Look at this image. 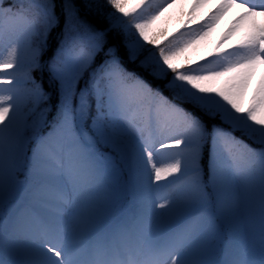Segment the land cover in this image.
<instances>
[{
	"label": "snow or ice",
	"instance_id": "obj_1",
	"mask_svg": "<svg viewBox=\"0 0 264 264\" xmlns=\"http://www.w3.org/2000/svg\"><path fill=\"white\" fill-rule=\"evenodd\" d=\"M167 3L143 16L126 0H0V264H264V80L241 106L264 64V0H221L162 46L148 30ZM232 7L220 43L238 46L182 66Z\"/></svg>",
	"mask_w": 264,
	"mask_h": 264
},
{
	"label": "rangeland",
	"instance_id": "obj_2",
	"mask_svg": "<svg viewBox=\"0 0 264 264\" xmlns=\"http://www.w3.org/2000/svg\"><path fill=\"white\" fill-rule=\"evenodd\" d=\"M164 3V0H126V8L129 10L136 9L139 11L144 5L148 7L144 8L143 16L152 14L155 6H159ZM221 0H168L167 5L164 10L152 21L148 34L151 37L161 36V41L170 40L173 36H179L181 32H186L187 29L194 27L195 24L213 23V21L208 18L215 13ZM241 9L232 7L226 11L219 20L215 22L214 27L209 32L203 40L199 41L194 50H190L186 53L188 60L181 58L179 63L184 66L190 64L191 66L199 65L201 67H209L216 63L217 46L219 45L220 52L229 51L233 47H237V41L235 39L229 41H224L223 37L226 35L228 30L233 27L236 23ZM195 17V21L191 22L189 17ZM104 23L107 24L105 20L100 18ZM257 23L264 25V17H257ZM11 45H5L0 43V60L8 58ZM264 76V64L257 65L251 72L250 79L248 80L246 86L243 89V95L241 99L244 101V108H247L252 100L253 95L258 90L261 82V78ZM6 86L0 84V88H5ZM155 128V125H153ZM168 143L167 140L163 141ZM156 149H159V144L155 145ZM175 151V148L164 149L162 151L156 152V162L157 166L162 169L167 168V166L174 161L170 158L171 153ZM206 160V172L208 167L207 157ZM202 162V159H201ZM206 177V175H205ZM169 177L162 173L161 184H166ZM167 191V190H164ZM163 194V193H161ZM130 202V197L126 195L125 200L120 201V207L127 210ZM164 203L163 200L159 201ZM253 243V248L255 251L256 258H259V238L255 236ZM228 240L227 225L221 232V239L217 242L218 249H220V258L226 257V242ZM231 258V257H228Z\"/></svg>",
	"mask_w": 264,
	"mask_h": 264
},
{
	"label": "trees",
	"instance_id": "obj_3",
	"mask_svg": "<svg viewBox=\"0 0 264 264\" xmlns=\"http://www.w3.org/2000/svg\"><path fill=\"white\" fill-rule=\"evenodd\" d=\"M156 8H157V6L154 7L153 12L156 10ZM93 23H94V25L97 28H100V29H103L104 27H106V23H104L100 18H94L93 19ZM56 39H58V33H53V47H55V41H56ZM156 39H157V41L162 46L163 45H166L167 42L169 41V40H164V41H161L160 42L161 36H158ZM51 56H52V51L50 50V51H48L47 55L44 57V62H45V66L46 67H47V62L51 58ZM0 61H2V60H0ZM184 66L187 67V66H191V65L188 63V64H186ZM131 67L132 66L129 65V68L130 69H131ZM6 75H7L6 72L0 71V79H3ZM50 84H51V81L47 77H45V84H44L45 88H48L50 86ZM5 86L7 87V85H5ZM241 106L244 108V101L242 99H241ZM201 164L203 166V171H204V173L206 175V170H205V168H206V160H205V156L202 157ZM205 175H204V179L207 180V175H206V177H205ZM125 196L126 195H124L122 197L121 201L125 199ZM255 236H257V238H259V211H258V205H257V208H256V229H255Z\"/></svg>",
	"mask_w": 264,
	"mask_h": 264
},
{
	"label": "bare ground",
	"instance_id": "obj_4",
	"mask_svg": "<svg viewBox=\"0 0 264 264\" xmlns=\"http://www.w3.org/2000/svg\"><path fill=\"white\" fill-rule=\"evenodd\" d=\"M264 80V76H262L261 81ZM133 207V205L131 204V202H129V206L127 210H131Z\"/></svg>",
	"mask_w": 264,
	"mask_h": 264
}]
</instances>
